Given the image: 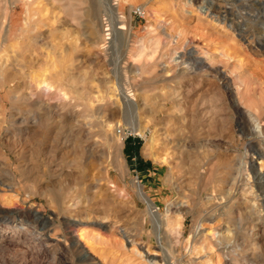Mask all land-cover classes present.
I'll list each match as a JSON object with an SVG mask.
<instances>
[{"label": "rangeland", "instance_id": "obj_1", "mask_svg": "<svg viewBox=\"0 0 264 264\" xmlns=\"http://www.w3.org/2000/svg\"><path fill=\"white\" fill-rule=\"evenodd\" d=\"M7 3L8 26L24 46L18 59L29 63L23 73L8 72L0 81V219L14 206L38 211L51 221L46 232L64 235L67 242L37 253L11 231L7 237L13 240L0 246V264H152L145 247L159 252L155 264H264V221L251 209L264 185L257 175L264 172V0H0V22ZM215 13L220 18L212 20ZM190 48H197L211 69L195 65L197 59L188 55L182 65L172 61L175 52ZM45 70L58 74L67 94L46 102L84 146L79 162L65 173L78 171L68 185L74 195H84L76 209L85 208L90 219L56 210L25 170L36 161L46 168V153L34 159L32 143L23 144L38 129L36 114L45 112L32 106L34 100H20L32 91L24 86L28 75ZM220 71L237 88L238 107ZM124 93L136 103L127 102ZM61 104L72 106L60 110ZM214 114L219 118L212 126ZM60 156L53 166L73 158L65 147ZM247 174L254 194L245 191ZM170 203L173 216L182 220L181 232L165 225L157 229L165 224ZM182 203L185 214L177 210ZM119 209L123 212L115 213ZM102 210L110 212L111 229L93 224ZM198 223L205 232L195 244ZM121 226L136 244L118 234ZM214 230L229 240L201 248L204 235Z\"/></svg>", "mask_w": 264, "mask_h": 264}, {"label": "bare ground", "instance_id": "obj_2", "mask_svg": "<svg viewBox=\"0 0 264 264\" xmlns=\"http://www.w3.org/2000/svg\"><path fill=\"white\" fill-rule=\"evenodd\" d=\"M258 3V2H257ZM205 8L204 6H201V9ZM206 9V8H205ZM208 10V9H207ZM211 10V9H210ZM210 13V12H209ZM208 13V14H209ZM210 15V14H209ZM213 15V14H212ZM9 16H10V7L7 3V6L4 8L3 12V21L0 22V81H5L6 80V74L11 71H16L19 73H23L24 69L27 68V63L26 62H20L19 57L23 56V53H18V49H22L24 46L21 47L19 43L16 42V38L12 36L11 29L8 26L9 23ZM218 14L215 13V15L212 17V20L218 19ZM220 18V16H219ZM40 39V38H39ZM40 46V45H39ZM26 47V46H25ZM199 50L197 48H190V50H187V52H175V56H173L172 61L178 63L179 65H182L183 57L184 55H188L192 58H195V65H201L204 68H210L209 65L207 64V61L199 56ZM28 53V52H27ZM33 55V54H32ZM133 57V56H132ZM26 59H30V56H26ZM121 61V60H120ZM119 61V62H120ZM39 64V63H38ZM37 64V65H38ZM40 67V66H39ZM26 71V70H25ZM26 73V72H25ZM221 75L222 81L226 86V91L227 93H230L232 96L236 106L238 107L240 105L239 101V92L237 88L229 83L227 75H225L224 71L218 72ZM26 81V84H24L25 87H30L31 88V93H26L22 95L20 98L21 101L27 102L34 100V103H32V106L36 108L38 111H43L45 112L44 114H36L37 117L35 118V122L38 124V129L35 132V135H33L30 138H26V142L23 144L27 145V142H31V151H30V157L34 159H38L39 154L41 152L46 153V158H45V166L46 168L43 169L42 165L39 162H33L31 166H25V169L27 173L29 174L28 176L32 179H34V182H36L43 190L42 195L47 197L50 196V202L54 203L56 205V210H58L60 213H65V214H71L75 213L76 216H80L86 219L89 218V213L85 208L81 209H76V207L81 203L84 199V195H74L72 192V188L69 187V178H73L76 173L72 172L69 170L67 171V174L65 173V167L68 165H74L79 162V157L80 155L84 154V146L82 147L80 138L78 137V134L73 130V127H68V125L65 123L63 120V116L55 113L53 111L54 107L52 104L46 102V99H48L51 96H56L58 95L60 98H65L67 94L64 92L62 89V86L60 84V80L58 77V74L56 73H48L47 70L43 71L42 73L38 75H28ZM133 87V86H132ZM73 90V89H72ZM132 91V90H131ZM123 95V94H122ZM178 95V94H177ZM88 96V95H87ZM90 96V95H89ZM130 95H126L124 93V99L127 100V102H135L136 100L132 97H129ZM176 96V94H175ZM58 97V98H59ZM110 99V97H107ZM178 98V97H177ZM68 100V99H67ZM79 100V99H78ZM66 101V100H65ZM62 102V101H61ZM59 103V102H58ZM74 103V102H73ZM125 104V103H124ZM181 104V103H180ZM182 105V104H181ZM72 105L69 104H61L59 105L60 110H65L66 108L71 107ZM134 106V105H133ZM117 107V106H116ZM136 107V106H135ZM115 108V107H113ZM182 108V107H180ZM15 109V108H14ZM83 110V108H82ZM123 110V109H122ZM119 111V110H118ZM183 111V110H182ZM21 113V111H20ZM116 113V112H115ZM218 114V113H217ZM118 115V114H117ZM121 115V114H120ZM211 121H208L209 124L213 126L214 121L219 118L216 114L212 115ZM67 117V116H66ZM69 117V115H68ZM67 117V118H68ZM88 117V116H87ZM75 119V118H73ZM231 119V118H230ZM228 120V119H227ZM71 121H73L71 119ZM217 122V121H216ZM221 122V121H220ZM225 122V121H224ZM34 123V122H33ZM208 124V125H209ZM208 126V128L211 129L212 126ZM215 126V124H214ZM135 128V127H134ZM133 128V129H134ZM140 128V127H139ZM110 129V128H109ZM7 130V129H6ZM135 131H139V134H142V130L140 129H135ZM80 133V132H79ZM20 134V133H19ZM39 136L42 137V141H49L50 144L48 145H42V141L39 140ZM22 137V136H21ZM28 137V136H27ZM18 138V137H17ZM20 138V137H19ZM15 139V138H14ZM21 139V138H20ZM19 139V140H20ZM25 140V139H24ZM9 141V140H7ZM16 141V140H14ZM21 141V140H20ZM110 141V140H109ZM11 142V141H10ZM23 142V141H22ZM84 144V141H82ZM46 143V142H45ZM17 144V143H16ZM101 144V143H100ZM107 144V143H106ZM30 145V144H29ZM28 145V147H29ZM96 146V145H95ZM103 146V145H102ZM25 147V146H24ZM27 147V148H28ZM63 147L68 149L70 155L73 156L72 159L69 160H63L61 164H58L56 166H53V164L56 162V158L60 156V154L63 151ZM30 148V147H29ZM86 148V147H85ZM20 150V149H18ZM109 150V149H108ZM146 150V149H145ZM65 150V154H66ZM19 152V151H18ZM96 153V151L94 150ZM27 154V153H26ZM25 154V155H26ZM44 154V153H43ZM64 154V155H65ZM22 155V154H21ZM20 155V156H21ZM19 156V155H18ZM38 156V157H37ZM61 157V156H60ZM63 157V156H62ZM61 157V158H62ZM71 157V156H70ZM98 157V156H97ZM255 157V155H254ZM60 158V159H61ZM68 158V157H67ZM88 158V157H87ZM110 158V157H109ZM121 159V158H120ZM95 160V159H94ZM28 161V160H27ZM32 161V160H30ZM58 161V160H57ZM91 161V160H90ZM164 161V160H163ZM248 161V160H247ZM43 162V161H41ZM23 163V162H22ZM96 163V162H95ZM163 163V162H162ZM199 163H197L198 165ZM253 164V160L250 162V164L246 163L245 164V171L248 172ZM261 164V162H260ZM264 164V163H262ZM28 165V164H27ZM199 166V165H198ZM257 166V165H256ZM59 167V168H58ZM264 167V166H263ZM42 168V169H41ZM21 169V168H20ZM196 169V168H195ZM194 170V169H193ZM253 170V169H252ZM261 170V169H260ZM81 171V170H80ZM24 172V171H23ZM82 172V171H81ZM80 172V173H81ZM253 172V171H252ZM238 173V172H237ZM241 174V173H240ZM23 175V174H22ZM171 175V174H170ZM256 175V174H255ZM253 175V176H255ZM258 176H260L261 179H264V172L263 171H258L257 173ZM112 176V175H111ZM242 176V175H241ZM244 176V175H243ZM249 177L248 181L249 183L245 186L246 189L245 191L250 192V194H254V185L250 182V174H247ZM21 177V176H20ZM26 177V176H25ZM240 178V175H239ZM258 178V177H257ZM45 179L49 180H54L48 181L46 183H43ZM255 179V178H254ZM1 180V179H0ZM27 181V180H26ZM29 181V180H28ZM33 181V180H32ZM43 183V184H42ZM85 183V182H84ZM264 183V182H263ZM238 184V182H237ZM259 185V184H258ZM9 191L13 190V187L9 185H4ZM106 186V185H105ZM107 187V186H106ZM136 187L138 188V194L143 199L148 207L149 211L153 216H157V209L152 202V200L149 198V196L146 194L144 189L141 187V185L136 184ZM38 188V187H37ZM261 188V187H260ZM35 189V188H34ZM105 189V188H103ZM102 189V190H103ZM259 189V188H258ZM262 189V194L261 196H258L259 199L257 198L256 202L253 203L252 208L255 213L258 214V217L260 220L264 221V185L261 188ZM34 191V190H33ZM5 192V191H4ZM260 192V191H259ZM228 193V192H227ZM235 193V192H234ZM38 194V193H37ZM258 194V193H257ZM94 195V194H93ZM109 195V194H108ZM99 196V195H98ZM137 196V195H136ZM234 196V195H233ZM1 197V196H0ZM210 197V196H209ZM133 198V197H132ZM138 198V197H137ZM211 198V197H210ZM228 198V196H227ZM2 199V198H1ZM256 199V198H255ZM134 200V199H133ZM209 200V198H208ZM207 200V201H208ZM245 200V199H244ZM118 201V200H117ZM125 201V200H124ZM135 201V200H134ZM214 201V200H213ZM133 202V201H132ZM131 202V203H132ZM142 202V201H141ZM106 203V202H105ZM135 203V202H134ZM227 203V201H226ZM130 205V204H129ZM228 205V204H226ZM173 206L174 203H170L167 206V220L165 224L163 222H159L157 224V229L158 230H163L164 225L166 227V230H172L175 232H181L180 228L182 225V220L179 217L173 216ZM181 207L177 208L178 212L180 213H186L188 210V207L186 204L182 203L180 205ZM218 206V204H217ZM215 206V207H217ZM246 206V205H245ZM17 207V206H16ZM14 210H3L4 213H6V217L0 219V246L4 248V245L8 240H13L10 237H7V233H14L17 235V241H22L27 245H32L34 246L33 251L39 253L40 251H46L45 249L48 248V246H52L55 244H59L61 246V243H66L67 239L65 238L64 235H59V234H51L50 232H46V229L49 226V219H45L43 216L39 214L38 211L30 210L29 212H22L23 210L21 209H15ZM110 207V206H109ZM128 207V206H127ZM139 207V206H138ZM23 208V207H22ZM36 208V207H35ZM126 208V207H125ZM124 208V209H125ZM224 208V207H223ZM7 209V208H6ZM211 210V209H210ZM214 210V209H213ZM28 211V210H27ZM101 211V210H100ZM217 211V210H216ZM223 211V210H222ZM1 212V211H0ZM112 212V211H111ZM123 212L122 209H119L117 214H121ZM218 212V211H217ZM248 212V211H247ZM91 213V212H90ZM98 213V212H97ZM206 213V212H205ZM222 213V212H221ZM55 214V213H54ZM92 214V213H91ZM102 215L100 218V221L94 222L93 224L102 228L106 229H111L110 225H107V223H110V212L107 210H102L101 213ZM150 214V215H151ZM74 215V214H72ZM201 215V214H200ZM206 216L205 214H203ZM220 215V214H219ZM59 216V215H58ZM61 216V215H60ZM125 217L124 215H122ZM160 216V215H159ZM255 216V215H254ZM74 217V216H73ZM113 217V216H112ZM116 217V216H115ZM114 217V218H115ZM119 217V216H118ZM185 217V216H184ZM215 217V216H214ZM48 218V217H47ZM71 218V217H70ZM166 218V217H164ZM202 218V217H201ZM199 218V219H201ZM204 218V217H203ZM208 218V217H207ZM239 218V217H238ZM93 219V218H92ZM209 219V218H208ZM212 219V218H210ZM69 220V219H68ZM54 221V220H53ZM56 221V219H55ZM89 221V220H88ZM51 222V221H50ZM57 222V221H56ZM69 223L72 225L75 223V221H69ZM52 224V223H50ZM76 224V223H75ZM74 224V225H75ZM85 224H89V222H86ZM114 224V223H113ZM121 224V223H120ZM204 224V223H203ZM203 224L198 223L196 226L195 234H194V240L195 244L196 242H199V239L203 237ZM264 224V223H263ZM73 225V226H74ZM60 226V225H59ZM65 226V225H64ZM77 226V225H76ZM71 227V226H70ZM121 227H117L119 231V235L125 238L128 243L130 244H136L135 240L129 236L128 232ZM195 227V226H194ZM223 229V228H222ZM229 229V228H228ZM217 230V229H216ZM55 231V230H53ZM57 231V230H56ZM65 231V230H64ZM63 231V232H64ZM108 231V230H107ZM204 231V230H203ZM213 231V230H212ZM224 231V230H223ZM230 231V230H229ZM111 232V231H110ZM170 232V231H169ZM168 232V233H169ZM205 232V231H204ZM220 230L214 232H209L208 234L204 235L205 238L202 239L201 243V248L206 249L208 243L213 244V245H221L224 241H228L227 237L221 232ZM228 232H226L227 234ZM159 234V233H158ZM170 234V233H169ZM229 235V234H228ZM153 236V235H152ZM163 236V235H162ZM171 236V235H170ZM15 238V237H14ZM70 238V237H69ZM158 238V237H157ZM175 238V237H174ZM73 239V238H72ZM162 238H159V243L162 244L163 242L161 241ZM150 241V240H149ZM164 241V240H163ZM232 241V240H231ZM143 243V241H142ZM76 244V242H75ZM78 244V243H77ZM194 244V245H195ZM71 245V243H70ZM143 245V244H142ZM225 245V243H224ZM229 245V244H228ZM63 246V245H62ZM66 246V245H65ZM79 246V245H78ZM135 246V245H134ZM139 246V245H138ZM141 246V245H140ZM147 246V245H146ZM196 246V245H195ZM227 246V245H226ZM252 246V245H251ZM23 247V246H22ZM142 247V246H141ZM159 247V246H158ZM193 247V246H192ZM250 247V246H248ZM10 248V247H9ZM31 248V246H30ZM29 248V249H30ZM136 248V247H135ZM200 248V247H199ZM198 248V249H199ZM213 248V247H212ZM227 248V247H226ZM251 248V247H250ZM260 248V247H259ZM26 249V248H25ZM49 249V248H48ZM47 249V250H48ZM74 249V248H73ZM141 249V248H140ZM158 249V248H156ZM3 250V249H2ZM31 250V249H30ZM67 250V249H66ZM167 250V248H166ZM170 250V249H169ZM196 250V249H195ZM240 250V249H239ZM260 251L258 249V243H253L252 246V252L254 254L258 253L257 251ZM26 251V250H25ZM32 251V252H33ZM144 255L149 259V262L152 264L157 263L156 262V257L159 255V252L156 250H152L149 247L143 248ZM142 251H140L142 253ZM235 251V250H234ZM243 251V250H242ZM72 252V250H71ZM81 252V251H80ZM138 252V250H137ZM168 252V251H167ZM224 252V251H223ZM227 252V251H226ZM244 252V251H243ZM251 252V253H252ZM49 253V252H48ZM63 253V252H62ZM62 253H56L55 255L59 256ZM89 253V252H88ZM241 253V252H240ZM239 253V254H240ZM250 253V254H251ZM261 253V252H259ZM25 254V252H24ZM27 254V253H26ZM33 254V253H32ZM35 254V253H34ZM47 254V253H46ZM45 254V255H46ZM140 254V253H139ZM36 255V254H35ZM66 255V254H65ZM91 255V254H90ZM38 256V255H37ZM54 256V255H53ZM64 256V255H63ZM167 256V255H166ZM229 256V254H228ZM27 257V256H26ZM52 257V256H51ZM49 258V257H48ZM61 258V257H60ZM65 258V257H64ZM82 258V257H81ZM145 258V257H144ZM174 258V257H173ZM210 258V257H209ZM228 258V257H227ZM235 258V257H234ZM260 258V257H259ZM26 259V258H25ZM28 259V258H27ZM67 259V258H66ZM83 259V258H82ZM167 259V258H165ZM93 260H95L93 258ZM158 260V259H157ZM177 260V259H176ZM212 260V258H211ZM231 260V258H230ZM234 260V259H233ZM237 260V259H236ZM27 261V260H26ZM166 261V260H165ZM170 261V260H169ZM243 261V260H242ZM178 262V261H177ZM240 262V261H238ZM245 262V261H244ZM75 263V262H74ZM171 263V262H170ZM208 264H211L210 261H207ZM206 263V264H207ZM213 263V262H212ZM72 264V263H71ZM168 264V261H167ZM228 264V263H227Z\"/></svg>", "mask_w": 264, "mask_h": 264}]
</instances>
